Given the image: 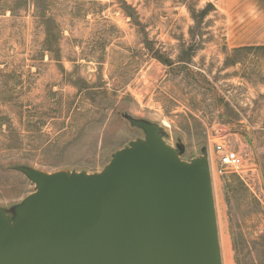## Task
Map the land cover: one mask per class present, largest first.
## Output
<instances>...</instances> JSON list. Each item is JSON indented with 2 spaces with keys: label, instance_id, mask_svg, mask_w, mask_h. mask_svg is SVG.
<instances>
[{
  "label": "rangeland",
  "instance_id": "rangeland-1",
  "mask_svg": "<svg viewBox=\"0 0 264 264\" xmlns=\"http://www.w3.org/2000/svg\"><path fill=\"white\" fill-rule=\"evenodd\" d=\"M147 149L206 163L221 264H264V0H0V221Z\"/></svg>",
  "mask_w": 264,
  "mask_h": 264
},
{
  "label": "water",
  "instance_id": "water-1",
  "mask_svg": "<svg viewBox=\"0 0 264 264\" xmlns=\"http://www.w3.org/2000/svg\"><path fill=\"white\" fill-rule=\"evenodd\" d=\"M153 149L119 157L103 188L51 181L14 229L0 264H221L211 175Z\"/></svg>",
  "mask_w": 264,
  "mask_h": 264
},
{
  "label": "built area",
  "instance_id": "built-area-1",
  "mask_svg": "<svg viewBox=\"0 0 264 264\" xmlns=\"http://www.w3.org/2000/svg\"><path fill=\"white\" fill-rule=\"evenodd\" d=\"M215 149L218 154V164L220 170L225 167L237 169L242 165L241 158L236 154L228 153L223 145L216 144Z\"/></svg>",
  "mask_w": 264,
  "mask_h": 264
},
{
  "label": "bare ground",
  "instance_id": "bare-ground-1",
  "mask_svg": "<svg viewBox=\"0 0 264 264\" xmlns=\"http://www.w3.org/2000/svg\"><path fill=\"white\" fill-rule=\"evenodd\" d=\"M170 158H172V157L170 156ZM168 162H169L170 164H172V165L178 167V164H177V162H176L174 159L168 160Z\"/></svg>",
  "mask_w": 264,
  "mask_h": 264
}]
</instances>
